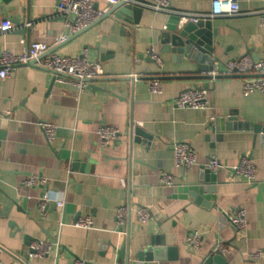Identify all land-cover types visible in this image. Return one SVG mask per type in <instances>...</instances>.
Returning <instances> with one entry per match:
<instances>
[{
	"label": "crops",
	"instance_id": "obj_1",
	"mask_svg": "<svg viewBox=\"0 0 264 264\" xmlns=\"http://www.w3.org/2000/svg\"><path fill=\"white\" fill-rule=\"evenodd\" d=\"M58 1L13 0L0 9V22L13 25L0 37V49L20 55L33 43H45L57 55L86 56L98 63L103 77L81 92L50 72L22 66L0 85V262L127 264L128 251L133 258L153 242L158 251L148 264H203L215 255L217 243L229 247L228 264H264V132L210 127L235 118L264 129V94L244 96L243 82L228 78L225 69L226 63L245 56L264 60L259 16L264 0H237L239 17L212 21L211 30L217 32L212 61L220 63L221 73L216 80L190 79L205 73L185 56L174 60L171 53H164L159 39L170 16L148 9L134 30L112 16L60 44L67 30ZM168 1L180 13L211 12L212 0ZM94 2L99 9L107 8L104 0ZM152 46L163 61L161 71L149 63L147 51ZM212 61L204 66L213 67ZM136 75L140 81L132 79ZM157 78L163 79L162 93L151 94L149 83ZM191 89L207 91L205 110L176 106L178 96ZM39 122L59 128L52 145ZM101 127L119 130L118 143L103 148ZM137 128L153 139L135 142ZM176 143L189 144L198 155L197 165L187 174L176 165L172 148ZM245 157L257 168L255 184H244L229 169L220 170L216 200H205L215 208L177 196L181 185L199 182L212 158L233 168ZM164 174L175 177L177 186H163ZM29 177L43 178L47 185L27 188L24 182ZM45 194L64 198L65 208L51 204L43 216L39 202ZM124 205L131 206L133 215L124 228L127 235H120L117 209ZM138 208L152 212L147 225L136 221ZM239 209L248 219L241 232L228 219ZM81 218H90L93 229L74 227ZM195 231L202 234L197 251L186 245ZM36 241L53 245L49 256H32L30 246ZM258 252L261 260H248Z\"/></svg>",
	"mask_w": 264,
	"mask_h": 264
},
{
	"label": "built area",
	"instance_id": "obj_2",
	"mask_svg": "<svg viewBox=\"0 0 264 264\" xmlns=\"http://www.w3.org/2000/svg\"><path fill=\"white\" fill-rule=\"evenodd\" d=\"M107 5L106 9H99L94 0H59L58 10L64 16L66 34H64L59 43H65L70 38L89 29L99 21H101L107 13L114 7L125 4L148 9L157 13H164L168 16H176L180 19V24L188 23L197 24L200 21H213L220 18H236L241 15L240 6L237 0H212L211 12L206 14H190L180 13L172 9L168 0H152V4H143L136 0H104ZM261 25L264 27V11L259 12ZM13 25L9 20L0 22V37L11 31ZM52 47L45 43H33L22 54L16 55L8 51L0 49V85L8 79L12 73L22 66L31 63L35 64V68L43 71H50L61 82L74 84L81 92L88 89L90 82L103 77L102 68L98 63L90 62L86 56L76 58L63 57L55 53H51ZM148 57L153 61L154 65L159 69L163 68V61L157 53L155 46L147 51ZM220 63L215 61L209 76L216 80L221 76L219 71ZM226 75L228 76H250L251 78L240 79L243 82V94L248 97L256 92L264 94V60L254 59L245 56L239 60H233L225 64ZM134 81H140L141 76L132 77ZM162 82L160 80L149 83L151 94L162 93ZM207 91L203 89H191L182 92L177 100L176 106L180 109L205 110L208 105ZM38 127L42 130L50 145L59 135V128L47 122H39ZM100 137V145L108 148L117 144L121 138V132L112 127H101L98 131ZM176 165L181 168L185 174L189 173L197 165V153L189 144L176 143L173 145ZM207 169L213 174H218L222 169H229L240 180L249 186L255 184L257 176V168L249 158H243L242 161L233 168H227L222 165L216 158H212ZM161 184L166 187L177 186L176 178L171 175L164 174ZM47 181L43 178L29 177L24 186L27 188L45 187ZM51 204L59 208H65L64 198L55 199L49 194L42 196L39 202V210L42 215L48 211ZM226 213L222 212V215ZM133 215L131 206L124 205L117 209V232L120 235H127L124 228L130 222ZM136 221L140 225H147L152 219L153 214L147 208H138L135 210ZM229 223L235 230L241 232L248 227L247 213L244 209L237 210L232 217H228ZM74 227L86 230L93 229L94 223L90 218H81ZM202 243V234L199 231L192 232L186 241V245L193 251L199 250ZM53 245L49 242L36 241L30 246L32 256L44 258L50 255ZM230 249L227 245L217 243L213 253L227 256ZM262 253L250 254L248 260L257 261L262 259ZM0 264H2L0 262ZM72 264H93L86 260H74Z\"/></svg>",
	"mask_w": 264,
	"mask_h": 264
},
{
	"label": "water",
	"instance_id": "obj_3",
	"mask_svg": "<svg viewBox=\"0 0 264 264\" xmlns=\"http://www.w3.org/2000/svg\"><path fill=\"white\" fill-rule=\"evenodd\" d=\"M2 4L0 5V9L4 8L7 4H9L13 0H0ZM144 9L132 6L121 4L110 10L108 14L104 17H112L121 22L125 26H130L134 30V25L139 26L140 20ZM91 28V27H90ZM212 21H200L197 24L188 23L185 25L180 24V19L176 16H170L168 24L166 26V31L163 32L160 36V42L162 44L164 53H171L173 55L174 60L181 59V56H185V58L189 59L191 62H194L198 66L199 72H204L203 76H199L196 78H190L192 80H213L208 73L212 70V67L206 68L204 65H208L211 63L212 57L214 55V48L212 45L213 34L216 36V31L212 32ZM88 30V29H87ZM87 30L79 33L78 35L72 37L76 38L82 35ZM71 38V39H72ZM52 51L49 53L51 54ZM149 63L154 64L153 61L149 58ZM213 64V61H212ZM28 67L35 68V64L31 63L27 65ZM46 71V70H45ZM50 72V71H46ZM52 73V72H50ZM53 74V73H52ZM221 77H217L216 79H220ZM228 78L234 79H247L251 78L250 76H229ZM56 79V77H55ZM158 80H163L162 78H157ZM94 82V81H92ZM92 82L89 84V88H92ZM210 127L213 130L217 131H237V130H250L252 129L257 134L264 132V129L261 126H254L246 122L237 121L235 118H230V120H219L216 124H211ZM136 138L135 142L141 143L144 138L147 142L148 140H152V136L145 131L140 129L135 130ZM216 174L209 170L201 175L199 182L193 184H185L181 185L178 190L179 197L183 199H188L193 201L196 205L204 206V207H213L205 202V200H209L212 198L216 200ZM209 196H206V195ZM211 195V196H210ZM223 218L226 215H222ZM222 218V221L224 220ZM153 242L150 247L142 252H139L131 258L130 251L125 255L127 264H148L153 261L155 258V252L158 250H153ZM126 254V253H125ZM124 259L123 252H120V260ZM203 264H228V261L224 256L215 254L213 256H208L205 258Z\"/></svg>",
	"mask_w": 264,
	"mask_h": 264
}]
</instances>
